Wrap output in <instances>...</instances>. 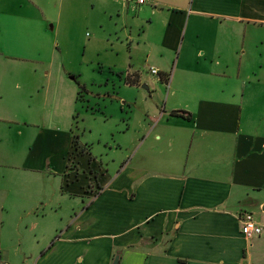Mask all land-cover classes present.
Returning <instances> with one entry per match:
<instances>
[{
  "label": "crops",
  "instance_id": "0c3cea01",
  "mask_svg": "<svg viewBox=\"0 0 264 264\" xmlns=\"http://www.w3.org/2000/svg\"><path fill=\"white\" fill-rule=\"evenodd\" d=\"M68 2L0 0L3 61L55 56L64 35L91 23L100 34L89 41L91 53L131 60L145 53L149 73L155 68L168 77L160 82L169 91L162 107L161 87L145 84L155 76L144 82L136 65L120 69L127 74L122 82L133 76L138 85L130 87L154 88L155 96L143 98L142 111L138 101H127L134 108L127 131L101 158L88 144L69 150L66 133L40 129L37 148L23 154L24 174L6 184L1 204L27 215L43 206L47 216L72 201L59 215L60 237L40 249L37 264H113L118 254L119 264H246L251 240L264 239L262 233L247 238L240 221L246 199L264 192V0H147L140 6L91 0L92 15L100 6L124 42L101 37L103 23L95 19L75 23ZM24 72L0 71V98L23 89L17 78H31L34 103L26 106L35 111L28 124H45L56 111L53 97L65 101L60 86L51 70ZM8 78L14 86L1 85ZM174 111L192 118L173 117ZM45 143L52 144L47 155ZM6 252V261L1 250L0 259L13 262Z\"/></svg>",
  "mask_w": 264,
  "mask_h": 264
},
{
  "label": "rangeland",
  "instance_id": "374dc122",
  "mask_svg": "<svg viewBox=\"0 0 264 264\" xmlns=\"http://www.w3.org/2000/svg\"><path fill=\"white\" fill-rule=\"evenodd\" d=\"M3 1L1 0V4ZM68 1L73 6L71 15L72 18L74 17L75 23L80 19H89V21L95 19L98 23H103L101 37L104 39L119 37L123 42L125 41L121 33H116L113 23L100 6L94 10L92 15L91 0ZM93 1L96 2V0ZM114 1L112 0V2ZM51 25H49V29ZM60 34L64 35L63 32ZM134 35L137 37V34ZM98 36L100 34L92 27L91 23L84 22L76 35L73 37L63 36L67 38L65 44L63 38L61 42H57L59 47L55 56L45 55L42 61L35 60V55L26 58V60L7 58L3 61L0 57V71L18 70L25 71L24 73L27 74L29 69H38L46 74L51 70L50 78L55 86H60L59 95L61 99H65V101L61 100L60 103H57L53 97L51 106L56 107L55 114L51 118L45 117L46 120L48 119L46 122L43 121L45 124L33 125L28 124L32 116L29 112L35 110L26 106L34 103L29 97L31 78H17L16 82L22 81L23 89L17 91L8 89L9 95L6 96V100L0 98V250L5 261L6 251L10 254L13 262L8 260V264H37V258L42 253L40 249L47 248L49 245L52 247L61 235L59 231L55 234V229L61 225L59 215L64 216L61 213L62 210L67 212L68 208L70 210V206L73 205L69 200L67 207L63 208L61 212L58 210L47 216H44L45 208L43 206L39 210H35L34 215L17 211L16 206L12 204L6 206L5 209L1 207L7 198V192H4L6 184L9 186L24 174L22 169L23 154L37 148V144L40 143L41 137L37 135L38 132H41L40 129L47 127L50 128L49 132L66 133L72 138L69 150L76 153L81 145L85 148L87 147L85 144H88V150L92 148L93 153L101 158V153H106V150L118 148L119 144L116 141L121 138L123 132L127 131L129 120L125 119L128 118V112L134 110L133 107L128 108L127 101H130L132 105L138 101L139 108L136 107V110L139 111H142V105L145 104L143 98H147L148 102H153L151 97L155 96L154 88L147 91L142 87L141 89L130 87L121 81L123 77H120L118 72L120 69L130 70L131 65H136L145 82L147 78L152 77V74L149 73L150 61L147 60L146 54L141 53L133 60L126 55L116 59L111 55H105L103 59H100L87 47L89 41L93 42ZM111 59L115 62H112ZM66 71L70 74H67ZM121 73L123 76L127 75L125 72ZM63 78L64 80H62ZM11 79L14 80V78L5 79V83L1 82V85L14 86L15 83ZM158 79L155 78L156 82ZM156 82L150 81L145 84L150 87L151 85L161 87L164 94L163 107L169 89L168 86L162 87L160 81H158L160 83ZM50 109L52 107L48 108V111ZM43 113L42 115L46 114L44 111ZM134 115L139 116V113L135 111ZM136 125H138V121ZM42 138H45V134L42 135ZM63 140L66 142L65 138ZM51 148V143H45L42 148L44 154L47 155ZM111 152L107 151V153ZM107 159L105 157L104 161L106 162ZM90 177L88 173V178ZM49 180L55 179L50 177ZM246 200V213L252 214L254 221L264 227V192ZM35 215H40V217ZM38 226L39 232H37ZM36 233H38V238H36ZM262 235L264 236V228ZM249 251L250 256L246 259V264H264V239H252Z\"/></svg>",
  "mask_w": 264,
  "mask_h": 264
},
{
  "label": "built area",
  "instance_id": "2783aa9c",
  "mask_svg": "<svg viewBox=\"0 0 264 264\" xmlns=\"http://www.w3.org/2000/svg\"><path fill=\"white\" fill-rule=\"evenodd\" d=\"M117 1L125 3V4H135L139 6L147 3V0H117ZM150 74L159 78V81L161 82H167V80L169 79L168 77H164L160 75L159 71L155 68L150 69ZM240 221L242 225L241 226L242 233L247 238H251L253 237V235H260L262 233L263 228L254 221L252 214H249V213L243 214L240 218ZM0 264H8V263L0 259Z\"/></svg>",
  "mask_w": 264,
  "mask_h": 264
},
{
  "label": "trees",
  "instance_id": "16d2710c",
  "mask_svg": "<svg viewBox=\"0 0 264 264\" xmlns=\"http://www.w3.org/2000/svg\"><path fill=\"white\" fill-rule=\"evenodd\" d=\"M121 75V74H120ZM122 77V76H120ZM124 83L126 85H138V79L135 78V77H126L124 79ZM171 116L173 117H179V118H182V119H185V120H191L192 116L190 113L188 112H185V111H174L171 113Z\"/></svg>",
  "mask_w": 264,
  "mask_h": 264
},
{
  "label": "water",
  "instance_id": "95a60500",
  "mask_svg": "<svg viewBox=\"0 0 264 264\" xmlns=\"http://www.w3.org/2000/svg\"><path fill=\"white\" fill-rule=\"evenodd\" d=\"M142 89L149 91V88L147 86H142ZM119 254L115 257L113 264H119Z\"/></svg>",
  "mask_w": 264,
  "mask_h": 264
}]
</instances>
